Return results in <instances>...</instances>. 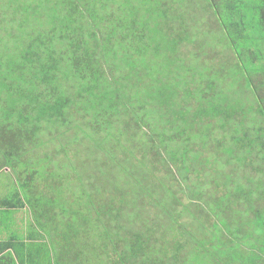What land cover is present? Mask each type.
Wrapping results in <instances>:
<instances>
[{
  "label": "trees",
  "instance_id": "trees-1",
  "mask_svg": "<svg viewBox=\"0 0 264 264\" xmlns=\"http://www.w3.org/2000/svg\"><path fill=\"white\" fill-rule=\"evenodd\" d=\"M196 7L218 25L202 40L184 18ZM0 14V173L26 178L13 198L37 257L264 264V0H0ZM69 130L131 182L109 188L82 161L60 203L35 152Z\"/></svg>",
  "mask_w": 264,
  "mask_h": 264
},
{
  "label": "rangeland",
  "instance_id": "rangeland-1",
  "mask_svg": "<svg viewBox=\"0 0 264 264\" xmlns=\"http://www.w3.org/2000/svg\"><path fill=\"white\" fill-rule=\"evenodd\" d=\"M1 1L6 2V0H1ZM23 1H25V0H23ZM28 1H30V0H28ZM202 6H203V4H202ZM187 13H189L188 17L186 15L184 18L187 19L185 23L188 24V26H189L188 27V33L190 34V36H192V34L196 35L199 32V39L202 40L203 35H204L202 33L203 31L206 32L207 28H208V30H210L212 28L218 27V25L214 19H212V18L210 19L206 16V14L203 10V7H196L192 11L187 10ZM10 16H12L11 11L8 12V17H10ZM0 17H3L2 14H0ZM195 18L197 19V22L195 21ZM260 64H264V63L260 62ZM263 81H264V78H263ZM73 137H74V135H73L72 130H69V131L65 132V134L63 135V137L61 139L53 140V141H51L52 143L44 146L43 147L44 148L43 153L37 154L35 152L36 158H44L45 156H47V158H48L45 161H41L42 165L45 166V174L42 176H44L45 178H48V184H49L51 189L53 187H56V191H49L48 190V192H56V194L59 195L60 203H66L65 205L67 206L68 203L65 202L63 194H65V196L68 194V196H66V198H69V194L71 193L70 191H72V190H75V192L78 191V183L75 180V177L78 173H81V169L80 168H76V170L71 169V165L75 166L79 163L81 164L82 161L87 162L89 165L88 167L86 166L83 169L84 172H86L87 176H88V174L93 173V169H96V168H102V170L104 169L103 170L104 173L108 174V175H106V176H108L106 183H107V185L109 184V188L112 185V183L116 180H118V182L121 183V185H123L124 187H125V183L131 182L130 179H128L123 174L117 172V170L114 167H111V165L104 167L102 165L104 162H100L103 154L100 151H98L97 149H95L93 146H91L90 143L89 144L83 143V145H78L77 143H73V141H72V140H74ZM77 147L79 148V151H77ZM121 154H122V150H119L116 152V155L119 159H122ZM29 161L28 162L31 164V167H32L33 164L31 162H33V160L29 159ZM19 162H20V164H22L23 162H27V160L22 158V160ZM108 164H110V163H108ZM36 169H33V170L35 171ZM21 171L22 170L20 167L15 168L16 173L10 172V170L8 168H6L3 172L0 173V194L1 195H7L6 197L9 198L11 193H18L23 199L27 198V196H29L28 192L23 191L21 188V185H22L24 179L26 180V178L24 176L20 175ZM38 172H40V173H38L34 177L44 178V177L40 176L41 170H39ZM42 172L44 173V171H42ZM45 175H47V177ZM161 175H162V173H161ZM161 175H158V176H161ZM115 176L117 179L115 178ZM90 178L91 179H89L87 181L86 185H87L89 190L94 191L95 190V183L93 181V177L91 176ZM70 179H72V181L69 184L68 180H70ZM153 181H154V185H156V179H154ZM41 188H42V186H41ZM75 192H73V193H75ZM51 195L54 197L53 194H51ZM178 196L180 198H182L181 193H179ZM12 198H13V196H12ZM181 202L186 203L185 199L181 200ZM53 212L61 214V211L59 209H55V211H53ZM191 212L195 213V217L197 218L196 222L194 220H192V218H193L192 215H191V217H188V215H184L182 217V220H183V223H186L187 226L189 225V227L186 226L188 229L195 231V229L199 225L198 218L202 219V216L198 212H196L194 209L191 210ZM70 213H71L70 211H67V213H66L67 216ZM91 214L94 215V213H91ZM24 216H26V215L23 214L22 217H24ZM66 218L68 219V217H66ZM11 219H12V222L15 220V218H12V217H11ZM59 219H63L62 216H60ZM206 225L208 226L209 222L206 223ZM42 230L44 231L42 233L44 236V239L49 241V242L53 241V233L48 234V229H46V230L42 229ZM33 234L35 235L34 232L30 233L31 238H33ZM48 235L50 236L49 238H48ZM195 235L198 236L197 233H195ZM66 237H68V231H67ZM198 237H200V235ZM190 244H193V243L190 242ZM22 248L26 249V255H28V257H29L28 262L31 260L32 257H34V258L37 257V254L34 253V251L32 250L33 248L29 244L25 243L24 245H22ZM216 248L217 247L215 246V248L212 250L216 254L220 255V257H222V250L219 254L216 251ZM41 257L43 258V262L49 261V259H48V257H46V255H41ZM214 260H216V262L219 261V257H215ZM216 262H215V264H217ZM4 263H5L4 258L0 254V264H4Z\"/></svg>",
  "mask_w": 264,
  "mask_h": 264
},
{
  "label": "crops",
  "instance_id": "crops-1",
  "mask_svg": "<svg viewBox=\"0 0 264 264\" xmlns=\"http://www.w3.org/2000/svg\"><path fill=\"white\" fill-rule=\"evenodd\" d=\"M6 196L0 194V254L4 258V264H49L43 262L41 255L32 257L28 262L29 257L22 245L27 243L33 251L35 249V241L29 236L32 231L36 232L33 228L32 212L28 206H23V200L20 203L19 198H13L14 204L11 206V202H6ZM23 214L26 216L22 217ZM11 217L15 218L13 222ZM17 236L20 239H16ZM53 263L51 259L50 264Z\"/></svg>",
  "mask_w": 264,
  "mask_h": 264
}]
</instances>
